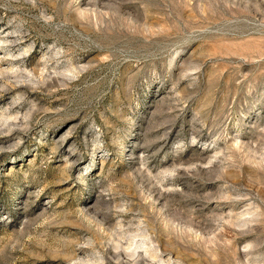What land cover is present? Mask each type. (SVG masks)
<instances>
[{"label": "rangeland", "instance_id": "obj_1", "mask_svg": "<svg viewBox=\"0 0 264 264\" xmlns=\"http://www.w3.org/2000/svg\"><path fill=\"white\" fill-rule=\"evenodd\" d=\"M0 264H264V0H0Z\"/></svg>", "mask_w": 264, "mask_h": 264}]
</instances>
